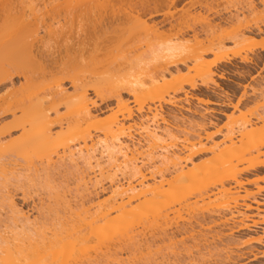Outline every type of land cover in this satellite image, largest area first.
<instances>
[{"label": "bare ground", "instance_id": "6f19581e", "mask_svg": "<svg viewBox=\"0 0 264 264\" xmlns=\"http://www.w3.org/2000/svg\"><path fill=\"white\" fill-rule=\"evenodd\" d=\"M48 1L52 3H50L51 7L48 5ZM48 1L46 0L45 4L51 9L50 12L53 11L54 13V10L55 13L64 11L62 14L60 13L61 15L54 13L57 19L59 15L62 17V15L69 16L70 14L71 17L68 18H72L73 15V18L77 17L80 20L81 16H84L85 20V17L89 16V21L92 19L93 23L96 22L95 24L89 22L90 27L89 24L87 25L92 32L86 33L85 31L86 34H92L94 31L93 36L85 35L81 30L85 28H79L84 21L80 22L77 29L84 34L82 36L89 38L90 44L85 43L86 46L89 44L91 49L87 48L85 43L83 48L90 51L81 50L82 44L79 45L81 36H77L79 33L76 35L79 42L76 41L80 49L76 46V41L74 42V49L75 46L79 49L75 51V55L81 50V56L90 52L92 57L88 56V53L85 58L84 56L82 58L77 53L78 56H76L81 58V64L78 59L72 57L71 63H69V57L67 61L69 64L67 62L64 64L65 62L61 61L57 64V61V66L50 69L48 67L50 63L45 64L48 60L44 62L46 59L44 57H47L44 53H48L49 49H46V52L41 49L42 52L38 48V51L34 49V51L36 50L34 52L32 45H27L32 44L27 41V35H30L29 31H31L29 26L32 25V21L30 23L25 18L36 16L38 10L36 8L32 10L36 15L31 9L30 12L33 15L31 13L26 14L27 16L23 14L22 19L29 23L28 25L26 22L28 26L22 22L12 26L14 19L19 18L13 14L18 12L15 11L14 3L16 2L14 0H0V19L2 22V24L0 23V83L8 81L12 75H21L24 82L19 91H17L19 86H17V90L12 87L9 90L10 93H7L6 89V94L4 93L0 97V114L9 113L11 116L9 122L0 124V197L2 199H0V203L3 202L1 205L12 215V219L9 217V221L7 218L6 221L5 218L0 217L2 219H0V264H88L95 262L94 256L103 258L102 260L105 261H101L106 263L111 259L106 257L108 259L106 260L103 256L110 255L113 246L120 243L123 245L126 243L125 241L130 242L131 245H129L133 248L140 243L146 244L149 238L150 240L153 239V235L150 234L151 231L153 233L162 231L160 232L162 234L157 232V236L162 235L168 238V229L171 231L175 229L174 231H176L170 232L173 235L172 238L171 236L168 238L170 242L174 240L172 243L174 246V243L177 242L185 244L188 241H192L191 243L197 241L193 244L197 245L198 249L195 251H198L202 245L203 251L206 253L199 251L201 254L203 253V256L198 255L199 252H197L195 256L191 257L188 249L189 260L195 257L194 259L198 260L196 263L199 264L201 258L202 263V259L206 260L204 254L214 258L218 253L214 251L216 254H213L212 250L216 249L217 252L223 253L225 251V256L230 261L236 258L233 264H237L243 256L242 246L246 247V244L257 240L256 238L254 240L251 233H257L258 229L264 226V198H262V194L251 195L248 190L243 189L245 184H243L242 178L240 179L243 183L238 179L243 169L240 167L243 165L247 164L248 167L254 164V167L257 164L264 167V91L258 93L256 97L254 96L255 102L250 109H247V106L245 107L243 104L242 106L238 104L232 106V113L226 117L227 120L231 121V123L229 122L231 125L229 123H225L226 126L229 124L228 127L222 125L223 128L225 126V130L218 129V127L216 129L213 126L212 128L197 129L199 131L194 129L196 127L190 125L185 119L179 118L181 121H176L164 110L167 106L178 110H190V102L192 101H190L191 97L188 98L190 95L187 91L183 93L185 96L183 100H177L175 91H173V95L170 94L167 97L157 93V91L160 87L166 86L168 80H172L174 76L183 71L191 70H195V74H197L196 71L201 73L200 75L203 76L202 83H206L207 80L210 82L209 84L214 85L216 82L213 80V73L212 71L207 73L208 68L206 66L209 63L207 64L205 59L210 55L220 57L226 52L225 48L228 45L223 38L222 41H220L221 38L217 40L218 43L215 44H212L213 41H211V44L208 43L210 45L208 47L205 46L206 43L211 35L213 36L217 32L223 34L229 29L231 32L228 30L226 33L230 32L232 36L225 34L227 37L225 36L224 39L230 37L229 45H235L234 47L237 45L238 47L244 44L245 49V46L246 48L248 46L245 45V41L250 42V40L255 39L254 26L258 31L257 36L262 37L264 35V30L262 31V26L264 27V16H262L264 15V0H247L244 6L227 11L229 14L227 18H222L218 13L219 11H212V8L215 7L208 3L209 0H204L207 1L206 6H200L201 8L199 7L200 9L196 11L191 10L193 3H188L181 8L177 7L178 0H55L60 1L59 3L54 0ZM45 4L42 8L40 7L41 10L44 7L48 10ZM207 4H210L211 8ZM22 11L24 12V10ZM50 12L47 14L51 15L52 12ZM158 14L161 15L162 22L155 23L152 17H156ZM14 16L15 18L11 19ZM40 16L44 15L41 14ZM257 17H261V19L263 17V21L261 19L257 21ZM8 19L13 20V22H9ZM36 19L34 21L37 22L38 19ZM5 20L8 21L7 24H5ZM53 20L52 16V22ZM167 21H169V25L166 23ZM57 22L60 21L57 20ZM189 22L190 24L193 22L191 27L188 25ZM39 23L42 22L39 21ZM85 23L87 22L85 21ZM115 24L120 25L118 26L119 29H116L117 25L115 26ZM260 24L262 25L260 26ZM93 25L94 29H92ZM47 26L45 28L50 27ZM107 26L113 28L115 26L114 30L112 27L110 28L115 33L114 35H118L109 37L108 32L110 31H107ZM181 26L182 29L179 28ZM6 27L9 28L7 31H5ZM102 27L103 29L107 28L102 31ZM183 27L187 30H183ZM115 29L116 31L119 30L118 33L115 32ZM27 30L29 31L27 32ZM48 30L50 31V28ZM52 30L55 29L52 28ZM59 30L57 27V31ZM70 30L65 35L69 34ZM16 31L18 34L21 33V38L19 35L17 37V33H14L16 37L14 36L13 32ZM106 31L107 36L104 35ZM59 32L56 34H62L63 30ZM112 32H110L111 35ZM7 33L13 36L11 37ZM23 33L26 34L25 37L23 36L26 38L25 42H21L24 40L21 36ZM55 33H53L54 39ZM71 33L69 35H72ZM102 33L105 37L100 35ZM6 36L11 37V39L8 37L7 42L9 41V43L3 41L6 39H3L2 43L1 38H7ZM13 37L14 39L17 38L16 43L12 39ZM60 37L58 35L55 41L57 38L60 40ZM142 37L146 39V42L140 40ZM63 39L67 41V39ZM130 39L134 41H130ZM150 39H154V42ZM72 40H75V36ZM157 40H160V43ZM66 41L60 40V43L65 44ZM127 41L131 42L130 45L133 47H127ZM60 43H58L60 47L57 46L58 49L64 47L62 43L61 46L63 47H61ZM142 43L145 48L140 46ZM155 43L157 48H155ZM232 46L231 48H233ZM70 47L73 48L72 45L65 47L68 49L65 50L68 51L67 53L70 52ZM135 47L138 50L133 51V48L136 49ZM139 47L142 49L140 50ZM240 48L242 49V45ZM74 49L70 50L74 51ZM130 49L132 54H135L133 57L129 52ZM224 50L225 52H223ZM59 52L61 54V51ZM101 55L105 57L103 58ZM86 57L87 59L89 57L88 61H84L87 60ZM97 58H102L103 61ZM90 59L93 60V63L92 60L89 61ZM95 59L98 61L95 62ZM209 59L211 60V58ZM160 60H162V65L160 67L155 65L153 77H148V80L139 79L138 75L145 71L144 68L147 67L148 69L151 63L154 65L157 61L161 62ZM184 60H187L188 63ZM143 61L148 66H142L144 65L142 64ZM178 61L183 62L182 66L176 64ZM87 64H89L90 69L85 67ZM52 65L54 63L50 66ZM67 68L71 72L64 76L67 75L66 80L71 86V91L65 89L63 84L64 76L62 75ZM120 71L123 73L121 74ZM135 71H138L139 74ZM86 73L89 77L86 76ZM36 74L38 77L35 78L34 75L36 76ZM41 78L42 81L45 78L48 79L44 80L46 84L41 82ZM203 80L205 81L203 82ZM11 86L13 85L11 84ZM162 89L163 93L164 88ZM89 90L93 91L94 98L101 100L113 96L114 108L109 107L104 112L100 110L97 102L91 98ZM123 91H126L127 97L122 96L121 92ZM152 91L155 92L154 95L157 99L155 104L147 105L146 108L138 104L142 101L141 98H145L143 95L148 92H151L153 97ZM252 93L256 92L253 90ZM155 98L153 99L155 100ZM129 99H132L136 105L138 104L136 110L130 106ZM103 116L105 118L101 120ZM15 132L17 133L16 136L13 134ZM64 165L75 167L73 169L77 171L75 187L70 188L68 186L69 189H67L66 185V190L60 187V190L53 189L55 191H50L51 187L49 190L51 196L49 193L46 202V198L44 200L41 196L37 198L35 205L32 204L34 206L31 207V211L35 210L37 214L36 217L32 218L33 215H30V210L29 212L24 211L15 201L13 195L15 188H13L14 186L10 187L14 181L13 175L23 171V175L27 172L28 174L25 175L30 178V176H39L44 172H57L56 170L59 172V169L63 168ZM66 167L64 166V168ZM17 180L20 179L17 178ZM240 187L244 190L241 192L244 195L240 193ZM240 198L243 202L241 205H237V200ZM211 204L215 206L217 211H214V208L210 206ZM210 208L213 209H211L212 212H210ZM46 211L48 214L51 213L50 215L55 214V216H49L45 213ZM196 211L203 214L206 212L215 213V216L212 217L209 214L210 217H208L207 214L209 219L206 220L205 218L204 220L203 218L202 220L200 217H195ZM44 214L48 216H44ZM56 214H60L61 221L56 220V216L58 218ZM46 217H50V220L53 218L57 223L53 220L52 223L48 222ZM193 217L192 221L191 218ZM197 218L200 220L195 221ZM62 220L63 225L61 224ZM47 223H50L49 226ZM51 224H55V226H50ZM223 228H225L224 231H222ZM166 230L167 234L163 235ZM241 232H245L246 235L244 236ZM176 236L180 237L178 241H176L177 238L175 239ZM261 237L256 242H259ZM246 238L248 239L246 240ZM198 244L201 245L198 246ZM126 245L127 249L129 245ZM139 246L137 247L141 251ZM248 246L250 247V245ZM118 247H115L117 249L113 247V251L117 252L116 255L118 256L120 254L119 258L112 257L113 259L116 258L117 263L123 254V249L120 250ZM148 247L150 248L147 246V249L144 248V250H149ZM104 252L106 254H103ZM114 252L111 255L114 256ZM89 253L94 255V258ZM88 257L92 258L93 261L88 262L91 261ZM108 257L110 258V256ZM218 257L221 256L218 255ZM216 260L218 261V259ZM209 261L203 263L209 264ZM213 261L210 264H215V259ZM192 262L193 259L190 264H194Z\"/></svg>", "mask_w": 264, "mask_h": 264}, {"label": "rangeland", "instance_id": "374dc122", "mask_svg": "<svg viewBox=\"0 0 264 264\" xmlns=\"http://www.w3.org/2000/svg\"><path fill=\"white\" fill-rule=\"evenodd\" d=\"M16 3H14V6H16V10L15 11H18L17 13L19 14V16H18V14L15 12V13H13L14 15H16L17 17H19V18H16V19H14L15 18V16L14 17H12L11 19H14V23H13V25L12 26H14L15 25V23H18V22H22V23H25L26 25H27V21H25L24 19H22V17H23V14H29V13H31L30 12V9H31V11L32 10H35V8L38 10V11H41V12H38L37 10V12H36V14H35V12H33V14L34 15H36V16H29V18L27 19V17L25 18L26 20H28V21H30V23H31V21H32V25L31 26H29L28 28H29V30L31 29V31H29V30H27V32L29 31V34L30 35H27V41H28V43H32V44H27V45H32V50L34 51V49H43L45 52L49 49L50 50V52H49V50L47 51L48 53H44V55H46L47 57H44V58H46L45 60H44V62L45 61H47L45 64L46 65H48L49 63V65H48V67L50 68V69H52V68H55V67H53V66H57L56 65V62H57V64H59V63H61V62H65L64 64H67L68 62V60L70 61L69 63H71V57L72 58H74V59H78L77 61L78 62H80V64H81V58H79V57H82L83 58V56H84V58H85V56H87V54H88V56H90V52H88L87 54L85 53L84 55L82 54V56H81V53H82V49H83V51L84 50H88V49H84L83 47H85L86 46V43L88 42L89 43V38H85V36H82V32L80 33L79 32V30H77L78 29V26H79V24H80V22H83V23H81V24H84L85 23V21L87 22V23H85L84 25H81L80 24V26H79V28L81 29V28H85L84 30L83 29H81L83 32H84V34L85 35H92L93 33H94V31H93V33L92 34H86L87 32L89 33V32H92V30L91 29H89V27H90V24H89V22L92 24L94 21L91 19L90 21H89V19H88V17H85V20H84V16H81V18H80V20H78L77 19V17H75L76 18V20H75V18H73L74 16L72 15V18H68L69 16L71 17V15L69 14V16H67L66 14V16H64V15H62V17L60 16L61 14H62V9H60V10H62L60 13H59V11L57 12V10H56V12L57 13H59L60 15L58 16V19L55 17L56 15H54V13H55V10H54V13H53V11H51L52 12V16H53V18H54V20H55V18H56V20L54 21L53 20V22H52V16L51 15H49V14H47V12L49 13L50 12V10L51 9H49L48 7L50 6L51 7V5H50V3H49V1H48V5L47 4H45V2H46V0H29V1H27V0H19V1H17V0H14ZM23 1V2H22ZM55 1V0H54ZM108 1H111V0H108ZM177 1V0H176ZM186 1H187V3H186ZM197 3H196V2ZM202 1V0H201ZM201 1H198V0H180V2H179V0L177 1V7H179V8H181V7H183L184 5H188V3H190V4H192L193 3V5L191 6L192 8H191V10L192 11H196V10H198V9H200L201 7H204V6H206V3H207V1L205 2L204 0H203V2H201ZM232 1V2H231ZM247 0H241V3H240V0H228V1H224V0H216V1H213V0H209V2L208 3H210V4H212V7H215V8H212V11H219L218 13L222 16V18H227V16H229V14H228V12L227 11H232V10H234L235 8H239V7H241V6H244L246 3ZM42 2H43V4H45V5H47V8H48V10H46V7H44L42 10H41V8L44 6L43 4H42ZM55 2H57V3H59L58 1H55ZM182 2H183V4H182ZM185 2V3H184ZM212 2V3H211ZM231 2V3H230ZM239 2V3H238ZM54 3V2H53ZM195 3V4H194ZM222 3V4H221ZM52 4V3H51ZM56 4V3H55ZM210 4H207V5H209V8H211L210 7ZM54 5V4H53ZM52 5V6H53ZM214 5V6H213ZM219 5V6H218ZM201 6V7H200ZM233 6V7H232ZM235 6V7H234ZM41 7V8H40ZM54 7V6H53ZM200 7V8H199ZM219 7V8H218ZM231 7V8H230ZM18 8V9H17ZM22 8V9H21ZM34 8V9H33ZM45 9V10H44ZM54 9V8H53ZM22 10H24V12L22 11ZM28 10H29V12H28ZM22 11V12H21ZM45 11V12H44ZM178 11V10H177ZM28 12V13H27ZM50 12V13H51ZM64 12V11H63ZM57 13H55V14H57ZM32 14V13H31ZM32 14V15H33ZM44 15V16H40V15ZM46 14H47V16H46ZM64 14V13H63ZM159 15V16H158ZM158 15H156V17L154 16V17H152L153 18V22H155V23H160V21L162 22V18H161V15L160 14H158ZM27 16V15H26ZM40 18H39V17ZM64 16V17H63ZM262 16H264V15H262ZM25 17V16H24ZM43 17V18H42ZM47 17V18H46ZM163 17V16H162ZM37 20V22L36 21H34L35 19ZM62 18H63V20H62ZM87 18V19H86ZM258 18V17H257ZM34 19V20H33ZM51 19V20H50ZM260 19H261V17L260 18H258L257 19V21H260ZM262 19H263V17H262ZM261 19V21H263ZM42 20V21H41ZM57 20H59L60 22H57ZM75 20V21H74ZM88 20V21H87ZM254 21L256 20V18L255 19H253ZM8 21L9 22H13V20L11 21V20H9L8 19ZM8 21L7 20H5V24H7L8 23ZM39 21L40 22H42V23H39ZM45 21V22H44ZM49 21V22H48ZM92 21V22H91ZM157 21V22H156ZM27 22V23H26ZM33 22H35V23H33ZM48 22V23H47ZM51 22V23H50ZM253 22V21H252ZM251 22V23H252ZM0 23L2 24V22H1V19H0ZM4 23V22H3ZM44 23V24H43ZM48 24V26H47V24ZM96 23V22H95ZM95 23H93V24H95ZM168 25H169V21H167L166 22ZM166 23H164V24H166ZM254 23V22H253ZM252 23V24H253ZM256 23H261V22H256ZM40 24V25H39ZM51 24V25H50ZM89 24V27L87 26ZM166 24V25H167ZM192 24H193V22H192ZM192 24H190V22L188 23V25L191 27L192 26ZM18 25V24H17ZM28 25H29V23H28ZM27 25V26H28ZM42 25V26H41ZM101 25H103V24H101ZM117 24H115V26H116ZM262 24H260V26H261ZM7 26V25H6ZM11 26V24L9 25V27ZM27 26H26V29H27ZM49 27L50 28V31L48 30L49 28H45V27ZM65 28H64V27ZM83 26V27H82ZM85 26H87L88 27V29L90 30H88L87 29V27H85ZM92 26V25H91ZM115 26H114V28H115ZM118 26H120V25H117V27H116V29H119L118 28ZM54 28L55 30H52V28ZM57 27H59V31H62L63 30V32H61L62 34L64 33V35H62V34H58V35H60L61 37V39L60 40H63V41H66V40H64L63 38H65V39H67V41H66V45L67 46H69V45H72L73 46V48H71L70 47V49H74V42L77 40L78 41V38H77V36H81V39H79L81 42L79 43V45H81L82 46V48H81V50L79 51V52H76V55H77V53H79L80 55H79V57H77L76 55H75V51L76 50H79L80 49V46H78V42L76 41V43H77V45L76 46H78V48L75 46V49H74V51H72V50H70L69 49V53H67L65 50H68V49H66L65 47H67L63 42H61L62 43V45L64 46H61V43H60V40H58V38H57V42L58 43H60V46L61 47H63L62 49H58V48H60L59 46H58V43L55 41V39H56V37L58 36L56 33H60L59 31H57ZM64 29H66V30H64ZM68 27V28H67ZM109 28V30H108V28ZM107 27H105L104 29L106 30V28H107V31H110V32H112L111 30H112V26H107ZM110 27H112V28H110ZM62 28V29H61ZM77 30H75V29ZM114 28H113V30H114ZM179 28H181L182 29V26L181 27H179ZM178 28V29H179ZM199 28V27H198ZM9 28H7L6 27V29H5V31H7ZM11 29V28H10ZM48 31H47V30ZM70 29H72V30H70ZM74 29V30H73ZM92 29H94V25H93V28ZM103 29V27H102V31H105ZM116 29H115V32L116 33H118V31H116ZM186 29V28H185ZM184 29V27H183V30H185ZM254 30V33H256V34H254V36H255V39H253V41L252 40H250V42L249 41H245L246 42V44L245 45H248L247 46V48H246V46H245V49H244V44H241L242 45V49L240 48V46H238L237 47V45H236V47H234L235 45H233L232 46V44H230L229 45V43L228 42H230L231 41V39H230V37L228 38V39H224L225 38V34H230V36H232L231 35V31L229 32V33H226V32H228V30L227 31H225V32H223V34L221 33L220 34V32H219V34H218V32H217V34H215V35H211V37L209 38V41L206 43V45L205 46H207L208 47V45L209 44H215V43H218V41L217 40H220V38H221V40L220 41H222V38H223V40L227 43L226 45H228V47H226L225 48V50H226V52H225V50L223 51V52H225L224 54L226 55H220V57L219 56H208V57H206L207 59H205V61H206V63L208 64V66H206L207 68V73H210V71H212V77H213V80H215L214 82H216L214 85L213 84H209L210 82L208 81L207 82V80L205 81V80H203V82L205 81L206 83H202L201 82V80L203 79V76L202 75H200L201 73H199V72H197L196 71V73L197 74H195V70L193 71V70H191V71H183L182 73H180V74H178L177 76H174L173 77V79L172 80H168V82H167V84H166V86H164V87H162V88H164V92L162 93V91H163V89L160 87V89H158V91H160V92H158L157 91V93H161V94H163V95H165L166 97H167V95H173L172 93H173V91H175V93L177 94V100L179 99V100H183L184 98H185V96H184V92L185 91H187L188 93H189V97L188 98H190V101H192V102H190L191 103V108H190V110H188V109H182V110H178L177 108L175 109L174 107H169V106H167V107H165L164 108V110H165V112H166V114H168V115H170V116H172V117H174V119H176V121L178 120V121H181V119H179V118H182V119H185L190 125H192L193 127L195 126L196 128H194V129H204V128H212L213 126H215L216 127V129H217V127H218V129H224L225 130V126H226V124L225 123H231V121H229V120H227L226 119V117H228L227 115H230V113H232V109H233V107L232 106H234V105H239V106H242V104H243V106H247L246 108L248 109H250L253 105H254V102H255V97H256V95H258V93H260L261 91H264V35L261 37H258L257 36V33H258V31L256 30V28H255V26H254V28H253ZM14 30H16L15 28H14ZM13 30V31H14ZM68 30H70L69 31V34H70V32H72L71 34L73 35L75 32H76V34H74L73 35V37H72V35H69V34H67V35H65V33L66 32H68ZM187 30V29H186ZM264 30V27L262 26V31ZM53 31H57L56 33L55 32H53ZM85 31H86V33H85ZM107 31H106V34L104 33V35L105 36H107L108 35V33H109V37H112L115 33L114 32H112V35L110 34V32H108L107 33ZM9 32V31H8ZM18 31H16V32H13V34L15 33H17ZM32 33V35H31V33ZM33 32H34V34H33ZM74 32V33H73ZM19 33H20V31H19ZM24 33H26V30H24ZM24 33H23V35H21L22 36V38H24L25 37V35H24ZM53 33H55L56 34V36H55V34H54V36H55V39H54V37H53ZM77 33H79V35H77ZM3 33L1 32V35H2ZM7 34H9V33H7ZM12 34V33H11ZM15 34H14V36H15ZM21 34V33H20ZM20 34H18L17 33V37H18V35H19V38H21L20 37ZM83 34V35H84ZM120 34V33H119ZM10 35V34H9ZM49 35H51V36H49ZM77 35V36H76ZM100 35H102V37H105V36H103V33L102 34H100ZM116 35H118V34H116ZM116 35H114L115 37H116ZM221 35H222V37H221ZM11 36V35H10ZM10 36H8V37H10ZM13 36V35H12ZM11 36V37H12ZM24 36V37H23ZM30 36V37H29ZM32 36V37H31ZM47 36V37H46ZM63 36H65V37H63ZM67 36V37H66ZM72 38H71V37ZM74 36H75V40H72V39H74ZM86 36V37H87ZM93 36V35H92ZM217 36V37H216ZM229 36V35H228ZM3 37V36H2ZM7 37V36H6ZM8 37L7 38H1V42H2V40L3 39H6V40H3L4 42L6 41L7 42V40H8ZM11 37H10V39H11ZM16 37V36H15ZM35 37H36V39H35ZM83 37V38H82ZM119 37V36H118ZM217 39H216V38ZM219 37V38H218ZM227 37V36H226ZM38 38V39H37ZM52 38V39H51ZM77 38V39H76ZM232 38V37H231ZM12 39H14V37L12 38ZM16 39V40H15ZM14 39V41H15V43L17 42V38H15ZM25 39L26 38H24V40H21V42L23 41V42H25ZM29 39V40H28ZM85 39H87V41H85ZM101 39H104V38H101ZM127 40H128V38H126ZM211 39V40H210ZM215 39V40H214ZM230 39V41H228ZM142 42H144L146 39H144V37H142V39H140ZM144 40V41H143ZM150 40H152V39H150ZM154 40V39H153ZM152 40V41H153ZM13 41V42H14ZM19 41V40H18ZM50 41V42H49ZM91 41V40H90ZM130 41H134L133 39H130ZM158 41V40H157ZM156 41V43H158ZM211 41H213V42H211ZM219 41V42H220ZM253 43H252V42ZM11 42V41H10ZM42 42V43H41ZM45 42V43H44ZM57 43V45H56V43ZM71 42V43H70ZM83 42V43H82ZM86 42V43H85ZM128 42V41H127ZM138 42V41H137ZM137 42L135 43V45L137 44ZM146 42V41H145ZM148 42V41H147ZM151 42V41H150ZM154 42V41H153ZM211 42V43H210ZM3 43V42H2ZM7 43H9V41L7 42ZM12 43V42H11ZM20 43V42H19ZM34 43H36V44H34ZM69 43V44H68ZM85 43V44H84ZM130 43L131 42H128V44H126V46L128 47V46H132L133 47V45H130ZM134 43V42H133ZM155 43V48H157V44ZM160 43V42H159ZM158 43V45H160ZM209 43V44H208ZM42 44V45H41ZM48 44V45H47ZM83 44L85 45V46H83ZM90 44V43H89ZM89 44H87V48H90V45ZM138 44H140V43H138ZM145 44V43H144ZM153 44V43H152ZM56 45V46H55ZM89 45V46H88ZM40 46V47H39ZM57 46H58V48H57ZM138 46V45H137ZM140 46H142V47H144L145 48V46L143 45V43L140 45ZM204 46V47H205ZM210 46V45H209ZM231 46L233 47V48H231ZM35 47V48H34ZM37 47V48H36ZM47 47V48H46ZM142 47L140 48L139 47V49L141 50L142 49ZM154 47V46H153ZM253 47V48H252ZM77 48V49H76ZM130 48V47H129ZM128 48V49H129ZM136 48V47H135ZM144 48H143V50H144ZM236 48H240V49H236ZM47 49V50H46ZM91 49V48H90ZM126 49V48H125ZM127 49V50H128ZM132 49V48H131ZM130 49V54L132 55V57H133V55H135V54H132L133 52H132V50ZM35 50V51H36ZM39 50V51H40ZM43 50H41L42 52H43ZM136 50H138V48H136V49H134L133 48V51H136ZM239 51V53H238V51ZM34 51V52H35ZM38 51V50H37ZM59 51H61V54H60V52ZM62 51H64V53H62ZM88 51H90V50H88ZM233 51V52H232ZM250 51V52H249ZM54 54H53V53ZM66 52V53H65ZM72 52H74L73 54H70V53H72ZM140 52H142V51H140ZM223 52H221V53H223ZM232 52V53H231ZM61 55H59V54ZM100 53H102V52H100ZM100 53H99V56H100ZM135 53V52H134ZM236 53V54H235ZM245 53V54H244ZM50 55V57H48L49 55ZM233 54V55H232ZM66 55V56H65ZM129 55V54H128ZM60 56V57H59ZM102 56V55H101ZM247 56V57H246ZM56 57V58H55ZM59 57V58H58ZM61 57H62V59H61ZM65 57V58H64ZM70 57V58H69ZM76 57V58H75ZM90 57H92V56H90ZM103 58L105 57V56H102ZM149 57V56H148ZM223 57V58H222ZM249 57V58H248ZM52 58V59H51ZM67 58V59H66ZM69 58V59H68ZM209 58H211V60L209 59ZM215 58V59H214ZM247 60H246V59ZM57 59H59V60H57ZM64 59V60H63ZM86 59H87V57H86ZM88 59H89V57H88ZM88 59L87 60H84V61H88ZM93 59V58H92ZM92 59H90L89 61H91ZM97 59H101L102 61H103V59L102 58H97ZM97 59H95V62H96V60ZM148 59V58H147ZM214 59V60H213ZM66 60V61H65ZM94 60V59H93ZM93 60H92V63H93ZM245 60V61H244ZM59 61H61V62H59ZM82 61H83V59H82ZM83 61V62H84ZM98 61V60H97ZM101 61V62H102ZM144 61L146 62V60L144 59ZM144 61H143V63L142 64H144ZM148 62H149V60H147ZM150 61H151V59H150ZM154 61V60H153ZM161 62H158L157 61V63L156 64H152L151 63V65H147L146 63L144 64V65H142V66H145V65H147L148 66V69H147V67L146 68H144L145 69V71H142V74H143V76H142V74H140V75H138L139 74V70L138 71H135V72H138V76H139V79H141V80H148L149 78L148 77H151L153 74L155 75V73H154V71H155V65L157 66V67H160L162 64V60H160ZM185 61V60H184ZM215 63H214V62ZM67 62V63H66ZM186 63H188V61L186 60L185 61ZM184 62V63H185ZM48 63V64H47ZM54 63V65H52V66H50L51 64H53ZM68 63V64H69ZM72 63H73V61H72ZM91 63V62H90ZM92 63H91V65H92ZM154 63V62H153ZM205 63V62H204ZM63 64V63H62ZM84 63H82V65H83ZM149 64V63H148ZM178 66H182V64H183V62H177L176 63ZM95 65V64H94ZM93 65V66H94ZM98 65V64H97ZM210 65V66H209ZM70 66V65H69ZM84 66V65H83ZM100 66V65H99ZM141 66V65H140ZM52 67V68H51ZM85 67H89V69H90V66H89V64H87V66H85ZM92 67V66H91ZM209 67L211 68L210 70H209ZM93 68V67H92ZM96 68V67H95ZM121 68V67H120ZM49 69V70H50ZM68 69V68H67ZM65 70V71H63V75L62 76H64L65 74H68L69 72H71V70ZM137 69H139V68H137ZM141 69V68H140ZM172 69H173V66H172ZM87 70V69H86ZM120 70V69H119ZM208 70H209V72H208ZM121 71H122V68H121ZM120 71V72H121ZM134 71V70H133ZM151 71V72H150ZM86 72H88V71H86ZM141 72V71H140ZM38 73V72H37ZM123 72H121V74H122ZM191 73V74H190ZM194 73V74H193ZM70 74V73H69ZM87 74V73H86ZM88 74H89V72H88ZM88 74L86 75V76H88ZM182 74V75H181ZM189 74V75H188ZM193 74V75H192ZM200 75V76H199ZM138 76H137V78H138ZM141 76V77H140ZM197 76H199V77H201V78H199V77H197ZM206 76H207V74H206ZM205 76V77H206ZM209 76V75H208ZM34 77L36 78V77H38V75L36 74V76L34 75ZM89 77V76H88ZM153 77V76H152ZM204 77V78H205ZM186 78V79H185ZM208 78V77H207ZM206 78V79H207ZM11 79V81H9ZM8 81H6V82H3V83H0V97H2L3 95H4V93L6 94V91H7V93L9 92L10 93V88H12V87H14V89H16L17 90V86H21V84L23 85V77L21 76V75H19V76H13L12 75V77L10 78ZM39 79V78H38ZM44 79V78H43ZM45 79H47V78H45ZM44 79V80H45ZM67 79V75H66V77L64 76V81H63V84H64V88L65 89H67V90H70L71 91V86H70V84H69V82H67L68 80H66ZM193 79V80H192ZM200 79V80H199ZM41 80V82H43L44 83V80L42 81V78L40 79ZM48 80V79H47ZM209 80V79H208ZM46 81V80H45ZM132 81V80H131ZM170 81V82H169ZM186 81H188V82H186ZM134 82V81H133ZM186 82V83H185ZM13 85V86H11V84ZM202 83V84H201ZM44 84H46V83H44ZM169 84V85H168ZM207 84V85H206ZM192 85H193V87H192ZM67 86V87H66ZM173 86V87H172ZM70 87V88H69ZM187 87V88H186ZM192 88V89H191ZM7 89V90H6ZM13 89V90H14ZM19 89H21V87L20 88H18V90L17 91H19ZM161 89H162V91H161ZM166 89V90H165ZM179 89V90H178ZM6 90V91H5ZM12 90V92H14ZM15 90V91H16ZM255 91L256 93H252V91ZM180 91V92H179ZM89 92V94H91V98H93V100L94 101H96L97 102V106H98V108H101L100 110H102L103 112L104 111H107L108 110V108L110 107V108H114V106H113V104H112V102L114 101V99L112 98L113 96H109V98L107 97H105L104 98V100L102 99H98V98H94V94H93V91H91V90H89L88 91ZM153 92V91H152ZM122 93V96L123 97H127V93H126V91H123V92H121ZM147 93V92H146ZM149 93V92H148ZM148 93L146 94V95H143V96H145V98L143 97V98H141V102L140 103H138V104H140V105H142V106H144L145 108L147 107V105L148 106H152L153 105V103L155 104V102H156V98H155V92H153V97L151 96V92L149 93V95H148ZM252 93V94H251ZM3 94V95H2ZM144 94V93H143ZM255 94V95H254ZM179 95V96H178ZM255 96V97H254ZM111 97V98H110ZM153 98H155V100L153 99ZM151 100V101H150ZM129 104H130V106L134 109V110H136L137 108V106H138V104L136 105V103H133V101H132V99H129ZM253 104V105H252ZM169 107V108H168ZM136 108V109H135ZM193 109V110H192ZM246 109V110H247ZM195 112V113H194ZM1 113V112H0ZM107 115V114H106ZM105 117L103 116L102 117V119L101 120H103ZM10 119H11V116H10V114L9 113H2V114H0V124L1 123H6V122H9L10 121ZM229 123V124H230ZM234 123V122H233ZM232 123V124H233ZM229 124H228V126H229ZM222 125H225L224 126V128L222 127ZM231 125V124H230ZM198 126V127H197ZM221 126V127H220ZM228 126H226V127H228ZM202 127V128H201ZM57 130V129H56ZM223 130V131H224ZM197 131H199V130H197ZM14 134V136H16L17 135V133L15 132V133H13ZM247 165V164H246ZM246 165H243V166H241L240 167V169H242V167H243V171L241 170V172H240V174H239V176H238V179H240V178H242V180H243V182L241 181V179H240V181L243 183V184H245V188H243L244 190H248L250 193H251V195H258V193L259 194H262L261 196H262V198H264V167L262 166H259V165H255L254 167H253V165L254 164H252V165H250V166H246ZM65 167L67 166V165H64ZM64 166H63V168H64ZM60 168L61 169V171H60V169H59V172H58V170H56L57 172H53V171H51V172H53V173H51L50 171H47V172H50V173H42V171H41V175H39V176H30V178L29 177H27L28 175H25L27 172H25V176H26V178H25V176L23 175V171H21L22 172V174H20L21 172H18L17 174H15V176L13 175V177H14V181L12 182V184H11V186L10 187H12V186H14L13 188H15V190L13 189V195L15 196L14 198H15V201H16V203H17V205H19L24 211H28L29 212V210H30V215H33L32 216V218L33 217H36V213H35V210H32L31 211V207L32 206H34L37 202V198L39 197H41L42 196V199H44L45 200V198H46V200H45V202L47 201V198H49L48 196H49V193H50V196H51V192H49V190H50V188H51V190L50 191H52L53 189H61V188H63L64 190H66L65 189V187H66V185H67V189H69V187L70 188H74L75 186V180L77 179V178H75L76 177V175H77V171H76V169L75 170H73L75 167H70L69 165H68V167H66V168ZM245 168V169H244ZM248 168V169H247ZM63 169V170H62ZM67 169V170H66ZM20 171V170H19ZM63 171V172H62ZM66 171V172H65ZM261 171V172H260ZM28 174V173H27ZM39 174V173H38ZM64 174V175H63ZM243 174V175H242ZM18 175V176H17ZM21 175V176H20ZM32 175V174H31ZM61 175V176H60ZM75 175V176H74ZM23 176H24V178H23ZM15 177H17L18 179H20V180H17V178H15ZM39 177V178H38ZM54 177V178H53ZM56 177V178H55ZM67 177V178H66ZM36 178V179H35ZM47 178H49V179H47ZM53 178V179H52ZM34 179V180H33ZM247 179V180H246ZM21 180H23L22 182H21ZM39 180V181H38ZM73 180V181H72ZM26 181V182H25ZM31 181H34V182H31ZM43 181V182H42ZM45 181V182H44ZM71 181V182H70ZM16 182V183H15ZM29 182H31L30 183V185H29ZM51 182V183H50ZM56 182V183H55ZM58 182V183H57ZM74 182V183H73ZM20 183V184H19ZM26 183V184H25ZM33 183V184H32ZM53 183V184H52ZM64 183V184H63ZM66 183V184H65ZM69 185H68V184ZM72 185H71V184ZM22 184H24L25 186H28L27 188L24 186V185H22ZM39 184V185H38ZM48 184V185H47ZM57 186H56V185ZM16 185V186H15ZM17 185H19V186H17ZM37 185V186H36ZM46 185V186H45ZM52 185V186H51ZM24 186V187H23ZM31 186V187H30ZM69 186V187H68ZM72 186V187H71ZM74 186V187H73ZM242 186H244V185H242ZM21 187H23V188H21ZM33 187V188H32ZM48 187V188H47ZM61 187V188H60ZM26 188V189H25ZM242 187H240V189H239V191H240V193L241 192H244V190L243 189H241ZM62 189V190H63ZM23 190V191H22ZM26 190H28V191H26ZM44 190H45V192H44ZM55 190H53V191H55ZM242 190V191H241ZM26 193V194H25ZM44 194V197H43V194ZM24 194V195H23ZM35 194V195H34ZM42 194V195H41ZM242 195H244L243 193H241ZM45 195H47V197H45ZM17 196V197H16ZM37 196V197H36ZM0 199H1V197H0ZM213 199V198H212ZM2 200V199H1ZM242 199L240 198V199H238L237 200V205H241V203L243 202V200L241 201ZM33 201V202H32ZM35 201V202H34ZM3 202H1L0 203V205L2 204ZM216 203V202H215ZM240 203V204H239ZM32 204H34V205H32ZM4 205V204H3ZM214 205V204H213ZM216 205V204H215ZM235 205V204H234ZM2 206V205H1ZM210 206H212V204L210 205ZM215 206H212V208H214ZM3 208H5V207H1L0 208V217L1 218H5L4 220H6L7 221V219H8V221H9V217H11L12 215H10L8 212H7V210H6V208L5 209H3ZM212 208H210V212H212L211 211V209ZM6 210V211H5ZM213 210V209H212ZM217 211V209H215L214 208V211ZM214 211H213V213H214ZM7 213V214H6ZM45 213H47L48 214V212L46 211ZM50 213V212H49ZM3 214V215H2ZM45 215L44 214V216H55V214H53V215H50V214H48V215ZM197 214H199V216H196ZM201 214H203V213H200V211H199V213L196 211V214L194 213V215H195V217H200V219H202L203 220V218H204V220H205V218H206V220L207 219H209V218H207V216L208 217H210L209 216V214H211V213H209V212H206V213H204L203 215H201ZM208 214V215H207ZM255 214V213H254ZM9 215V216H8ZM56 215H58V218H57V216H56V220L57 219H61V218H59V216H60V214H56ZM193 215V214H192ZM207 215V216H206ZM4 216V217H3ZM204 216V217H203ZM211 216L213 217V216H215V213L214 214H211ZM61 217H63L62 215H61ZM185 218H187L188 219V217H186V216H184ZM0 218V219H1ZM7 218V219H6ZM47 218V220H48V222L50 221V223H52V220H53V218H52V220H50V217H46ZM46 218H45V220H46ZM10 219H12V217L10 218ZM186 219V220H187ZM190 219V218H189ZM193 219H194V217L193 218H191V220L193 221ZM199 218H197L195 221H197ZM199 219V220H200ZM211 219V218H210ZM2 220V219H1ZM0 220V221H1ZM46 220V221H47ZM201 220V221H202ZM257 220V219H256ZM54 221V220H53ZM58 221V220H57ZM61 221V220H60ZM55 223H57L56 221H54ZM53 222V223H54ZM200 222V221H199ZM5 223H9V222H5ZM50 223H47L48 225L47 226H49V224ZM58 223H60V222H58ZM61 224L63 225V220H62V222H61ZM60 224V225H61ZM2 225V224H1ZM55 226V224H51L50 226ZM57 225H59V224H57ZM46 226V227H47ZM166 229H168L167 227H165ZM162 229V228H161ZM157 230V229H156ZM155 230V231H156ZM159 230V229H158ZM170 230V231H169ZM175 229H172V231H174ZM225 230V228H223L222 229V231H224ZM154 231V230H153ZM171 231V229H168V234L166 233L167 232V230L164 232L165 234H163V235H168V238H169V236H171V238H172V235L173 234H171V233H174V232H176V231H174V232H172ZM152 232V231H151ZM150 232V234H152L153 235V239H151L150 240V238H149V240H148V243H144V244H141L140 242V246L139 245H137V246H139V248L141 249V251H143V252H141L139 249H138V247L136 246V245H134V243H133V245L134 246H136L137 247V249H135V248H133V246H130L131 244H130V242L129 243H127V241H125L126 243H124L123 245H122V243H120L121 245H122V247H121V245H120V247H118L119 245L117 244L116 246H113L114 248L115 247H118V249L120 248V250H122V253L123 254H121V258L118 260V262L119 263H121V264H128L130 261V263L129 264H188V262H189V264L191 263V261H192V259H193V262H194V264H197L196 263V261H198V260H196V259H194V258H191V260H189L188 258V252H187V250L189 249L190 251V254H191V257L192 256H195L196 255V253L197 252H203V253H206V252H204L203 250V247H202V245L201 244H198V246L199 245H201V248H199L200 250H198V251H195V250H197L198 248L193 244V243H191L190 241H188L187 243H185V244H180L179 242H177V243H179L178 245H176L177 243H174L175 244V246H177V247H175L172 243L174 242V240H173V242H172V240H171V242L169 241V239L165 236H162V235H159V236H157L160 232H162V231H156V233L158 232V234H156L155 232L153 233H151ZM171 232V233H170ZM264 232V226H262L260 229H258V232L257 233H251V235L254 237V240H255V238L258 240V238L259 237H261L262 236V234H264L263 233ZM213 233V232H212ZM212 233H210L211 235H212ZM156 234V235H155ZM160 234H162V233H160ZM171 234V235H170ZM241 234H243L244 236L246 235L245 234V232H241ZM155 235V236H154ZM238 235H240V234H238ZM150 236V235H149ZM264 236V235H263ZM261 237L260 239L262 240H260L259 242H250L249 244H246V247L245 246H242L243 247V256L240 258V260L238 261V259H237V261H238V263L237 264H264V237ZM151 238H152V236H150ZM179 237V236H178ZM177 236L175 237V239L177 238V240L176 241H178L179 239H180V237L178 238ZM166 239H168V240H166ZM174 239V238H173ZM245 238H243V241H245L244 240ZM248 238H246V240H247ZM169 241V242H168ZM242 241V242H243ZM122 242H124V241H122ZM132 242V241H131ZM261 242V243H260ZM170 243V244H169ZM195 243H197V241L195 242ZM125 244H127V245H129L128 247H127V249H129V250H127L126 249V247H125ZM191 244V245H190ZM126 245V246H127ZM165 245V246H164ZM167 245V246H166ZM245 245V244H244ZM248 245H250V247L248 246ZM147 246H150V248H149V250H146L147 248ZM183 248H182V247ZM187 246V247H186ZM110 247H112V246H110ZM112 247V248H113ZM130 247H131V249H130ZM180 247V248H179ZM186 247V248H185ZM190 247V248H189ZM196 247V248H195ZM111 248V250H112V252H114L113 250H114V248L112 249ZM144 248H146L145 250H144ZM173 250H172V249ZM247 249V250H245V249ZM115 249H117V248H115ZM133 249V250H132ZM186 249V250H185ZM110 250V251H111ZM126 250H127V253H126ZM138 250V251H137ZM109 251V252H110ZM118 251V250H117ZM133 251H134V253H133ZM192 251V252H191ZM194 251H195V253H194ZM214 251L216 252V253H218L217 255H215V257L214 258H211V257H208L206 254H204V258H206V260L205 261H209V260H214L215 259V264L217 263V264H233V261L235 262V259L234 260H232L231 259V261H230V259H228V257L227 256H225V251H223V253L222 252H220V251H216V249H214V250H212V252H213V254H216V253H214ZM108 252V253H109ZM112 252H110V255H108V256H110V258L106 255H102L103 257H107L108 259H111L110 261L106 258V260H108L106 263L105 262H102V261H105V260H102L100 257H96V256H94V255H91L90 253H92V252H90L89 254L91 255V257L92 258H94L95 257V259H94V261L95 262H93V263H88V264H119V263H117V261L115 260L117 257L119 258V256H120V254H119V256L118 255H116V254H118L117 252L115 253L114 252V256L113 255H111V253ZM139 254L138 256H137V254ZM139 252V253H138ZM174 253V254H172V253ZM199 252V253H200ZM211 252V253H212ZM219 252H220V254H219ZM120 253V252H119ZM145 253V254H144ZM177 253V254H176ZM193 253V254H192ZM198 253V255H202L201 253L199 254ZM210 253V254H211ZM88 254V255H89ZM93 254H95V253H93ZM103 254H106V252H104ZM170 254H172V256H170ZM213 254H211L212 256H213ZM96 255V254H95ZM97 255H99V254H97ZM101 255H99V256H101ZM125 255V256H124ZM134 255V256H133ZM136 255V256H135ZM146 255V256H145ZM218 255L219 256H221V257H218ZM94 256V257H93ZM125 258H124V257ZM190 256V255H189ZM200 256H198L199 258H200ZM203 256V255H202ZM112 257H116V258H112ZM149 257V258H148ZM166 257H167V259H166ZM170 257V258H169ZM197 257V259H199ZM89 258V257H88ZM92 258H89V260H91V261H88V262H92L93 261V259ZM104 258V259H105ZM203 258V257H202ZM208 258H211V259H209L208 260ZM98 259H100L99 261L101 262H99L98 261ZM178 259V260H177ZM216 259H218V261L216 260ZM242 259V260H241ZM88 260V259H87ZM102 260V261H101ZM121 260H123V261H121ZM126 260H128V262H126ZM173 260V261H172ZM201 258L199 259V264H202L203 262H205L203 259H202V263H201ZM97 261V262H96ZM113 261H115L114 263H112ZM125 261V262H124ZM133 261V262H132ZM168 261V262H167ZM170 261H172V262H170ZM178 261V262H177ZM212 261H209V264H210V262H212ZM87 262V261H86ZM124 262V263H123ZM180 262V263H179ZM192 262V263H193ZM206 262V263H207ZM214 262V261H213ZM84 264V263H83ZM87 264V263H86ZM203 264H205V263H203ZM212 264V263H211Z\"/></svg>", "mask_w": 264, "mask_h": 264}]
</instances>
